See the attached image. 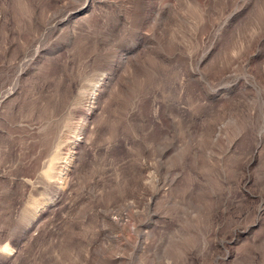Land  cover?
<instances>
[{
  "label": "rangeland",
  "instance_id": "1",
  "mask_svg": "<svg viewBox=\"0 0 264 264\" xmlns=\"http://www.w3.org/2000/svg\"><path fill=\"white\" fill-rule=\"evenodd\" d=\"M0 264H264V0H0Z\"/></svg>",
  "mask_w": 264,
  "mask_h": 264
}]
</instances>
